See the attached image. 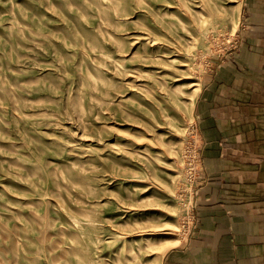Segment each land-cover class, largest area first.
Here are the masks:
<instances>
[{
	"label": "rangeland",
	"instance_id": "rangeland-1",
	"mask_svg": "<svg viewBox=\"0 0 264 264\" xmlns=\"http://www.w3.org/2000/svg\"><path fill=\"white\" fill-rule=\"evenodd\" d=\"M242 11L0 0V264H163L192 236L194 101L235 56Z\"/></svg>",
	"mask_w": 264,
	"mask_h": 264
},
{
	"label": "crops",
	"instance_id": "crops-1",
	"mask_svg": "<svg viewBox=\"0 0 264 264\" xmlns=\"http://www.w3.org/2000/svg\"><path fill=\"white\" fill-rule=\"evenodd\" d=\"M247 29L194 101L204 142L195 235L163 264H264V0H242Z\"/></svg>",
	"mask_w": 264,
	"mask_h": 264
},
{
	"label": "bare ground",
	"instance_id": "bare-ground-1",
	"mask_svg": "<svg viewBox=\"0 0 264 264\" xmlns=\"http://www.w3.org/2000/svg\"><path fill=\"white\" fill-rule=\"evenodd\" d=\"M189 85H192V83H190ZM175 243V244H174ZM173 244H171V246H175V245H177V242L175 241ZM168 248L170 247V246H167Z\"/></svg>",
	"mask_w": 264,
	"mask_h": 264
},
{
	"label": "built area",
	"instance_id": "built-area-1",
	"mask_svg": "<svg viewBox=\"0 0 264 264\" xmlns=\"http://www.w3.org/2000/svg\"><path fill=\"white\" fill-rule=\"evenodd\" d=\"M196 231H197V230H196ZM196 231H195V232L193 231V232L191 233V235H192V236L195 235Z\"/></svg>",
	"mask_w": 264,
	"mask_h": 264
}]
</instances>
